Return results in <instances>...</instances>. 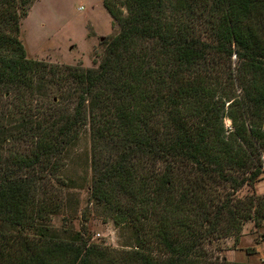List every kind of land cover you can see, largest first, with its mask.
I'll return each instance as SVG.
<instances>
[{
  "label": "trees",
  "instance_id": "trees-1",
  "mask_svg": "<svg viewBox=\"0 0 264 264\" xmlns=\"http://www.w3.org/2000/svg\"><path fill=\"white\" fill-rule=\"evenodd\" d=\"M32 2L0 0V264H243L203 244L264 218L237 196L264 174V0H103L118 32L96 69L26 56ZM82 139L89 198L128 251L48 224L67 203L49 178L70 186L57 174Z\"/></svg>",
  "mask_w": 264,
  "mask_h": 264
},
{
  "label": "rangeland",
  "instance_id": "rangeland-1",
  "mask_svg": "<svg viewBox=\"0 0 264 264\" xmlns=\"http://www.w3.org/2000/svg\"><path fill=\"white\" fill-rule=\"evenodd\" d=\"M117 32L118 26L104 9L103 0H33L27 16L20 21L19 40L31 60L60 67L96 69L104 56L105 43ZM238 68L239 63L233 57L232 70ZM52 94L48 92L50 98ZM47 99L42 100L49 103ZM35 103L39 104L36 100L33 105ZM60 105L70 110L74 107L70 99H63ZM223 124L227 133L232 131L228 117H224ZM21 143L18 149L28 150L29 146ZM70 154L64 160V167L62 164L63 170L57 174L65 181L70 180V186L62 187L56 184V178H49V194L55 195L56 192L67 203L66 208L52 217L48 224L65 240L74 233H81L88 244L107 247L111 251L130 250L132 245L127 232L114 226L101 207L89 198L92 172L88 140H80ZM253 192L264 200V174L252 190L245 186L237 196L244 198ZM52 199L57 200L54 196ZM241 228L236 238L222 237L204 243V257L210 262L225 258L228 262L262 264L264 218L247 220Z\"/></svg>",
  "mask_w": 264,
  "mask_h": 264
}]
</instances>
